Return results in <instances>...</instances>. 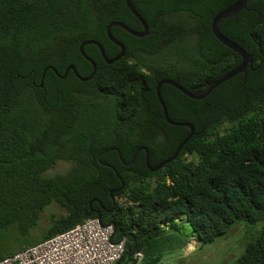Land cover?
Listing matches in <instances>:
<instances>
[{
	"label": "trees",
	"instance_id": "1",
	"mask_svg": "<svg viewBox=\"0 0 264 264\" xmlns=\"http://www.w3.org/2000/svg\"><path fill=\"white\" fill-rule=\"evenodd\" d=\"M236 1L132 0L149 35L113 27L126 55L108 65L96 45L86 46L97 72L82 82L72 70L59 75L70 66L82 78L93 73L84 42L100 43L111 60L121 49L108 25L144 30L126 0H0V244L14 230L19 246L0 247V261L98 219L114 226L113 243L125 241L118 264H134L136 252L143 264H159L161 240L181 225L207 245L241 221L262 229L232 264H264V0H247L219 26L253 57V68L204 100L164 85L171 119L193 125L195 135L157 172L146 151L137 154L147 148L155 168L190 134L165 121L156 92L162 74L196 93L241 64L212 31ZM158 119L159 127L150 124ZM59 163L71 168L49 176ZM52 205L64 214L30 239Z\"/></svg>",
	"mask_w": 264,
	"mask_h": 264
},
{
	"label": "rangeland",
	"instance_id": "2",
	"mask_svg": "<svg viewBox=\"0 0 264 264\" xmlns=\"http://www.w3.org/2000/svg\"><path fill=\"white\" fill-rule=\"evenodd\" d=\"M71 168L69 163H59L48 172L49 176L64 175ZM58 205L50 206L44 213L39 227L33 230L30 239H35L44 233L50 221L64 214ZM262 225L251 226L245 221L239 222L232 232L225 238L218 239L213 244L204 245L195 238H191L192 228L189 224L181 225V231L167 232L160 242L163 258L159 264H232L244 252L250 240L256 238ZM15 231L8 233V240L0 244L2 248L17 250L18 242L12 237ZM23 242L26 240L23 238Z\"/></svg>",
	"mask_w": 264,
	"mask_h": 264
},
{
	"label": "built area",
	"instance_id": "3",
	"mask_svg": "<svg viewBox=\"0 0 264 264\" xmlns=\"http://www.w3.org/2000/svg\"><path fill=\"white\" fill-rule=\"evenodd\" d=\"M113 225L98 219L58 234L0 261V264H118L125 252V241L113 243ZM145 255L136 252L134 264H143Z\"/></svg>",
	"mask_w": 264,
	"mask_h": 264
},
{
	"label": "water",
	"instance_id": "4",
	"mask_svg": "<svg viewBox=\"0 0 264 264\" xmlns=\"http://www.w3.org/2000/svg\"><path fill=\"white\" fill-rule=\"evenodd\" d=\"M247 0H237L233 5H231L230 7L226 8L225 10L221 11L213 20V23H212V31H213V34L214 36L218 39V41L220 43H222L225 47H227L228 49L232 50L234 53H236L237 55H239L242 59L241 61V64L236 67L235 69L231 70L229 73H227L225 76H223L221 79H219L218 81L214 82V83H211L209 85H207L205 87L204 90L202 91H199V92H196V93H192V92H189L187 91L184 87H182L181 85H179L178 83L174 82L173 80H163L161 81L158 86H157V89H156V92H157V97L159 99V102L163 108V111H164V116L168 122V124L172 125V126H176V127H186V128H189L190 129V134L188 135V137L184 140V142L179 146V148L177 149L175 155L166 160L165 162H163L162 164H160L159 166L155 167V168H152L151 165H150V162H149V151L147 148L143 147V148H140L138 151H137V154L141 151H146L147 153V165H148V168L153 171V172H157L158 170L162 169L164 166L174 162L175 160H177V158L179 157L181 151L183 150V148L185 147V145L188 144V142L194 137L195 135V127L191 124H188V123H179V122H174L170 116H169V112H168V109H167V106L164 102V99L162 97V87L164 85H169L177 90H179L180 92H182L185 96L193 99V100H204L206 99L208 96H210L217 88H219L221 85L227 83L228 81L232 80L233 78L237 77L238 75L240 74H245L247 73L248 71V68L251 67L253 68V64H254V59L253 57L248 54L240 45H238L237 43H235L234 41L230 40L228 37H226L225 35H223L219 29V26L221 24L222 21H225V20H229L237 15H239L240 13H242L246 8H247ZM126 4H127V7L129 8V10L131 11V13L139 20V22L142 24L143 26V31L142 32H136L132 29H130L128 26H126L125 24L123 23H120V22H113L111 23L110 25H108L107 27V35L110 39L111 42H113L115 45H117L120 49H121V52L120 54L115 57L114 59H109L105 53V50L103 48V46L96 42V41H88V42H84L81 47H80V51L82 53V55L93 65L94 67V71L93 73L88 77V78H82L78 75L77 73V70L75 68V66H70L65 75L64 76H60L59 77L61 79H65L68 75V73L72 70L75 72V74L77 75V77L82 81V82H89L90 80H92L95 75H96V72H97V65L96 63L91 59L89 58L86 54H85V47L88 46V45H96L100 51H101V54H102V57L104 59V61L108 64V65H113L114 63L118 62L119 60H121L125 55H126V47L119 41H117L112 33H111V30L113 27H118V28H121L123 30H125L126 32H128L130 35L134 36V37H137V38H144L146 36L149 35V26L147 24V22L145 21V19L143 18V16L136 10V8L134 7L133 3H132V0H126ZM49 68H47L44 72V75H43V79H42V84H41V87L43 88L44 84H43V81H44V77L46 75V72L48 71ZM54 70V72L56 74L57 71L52 68ZM115 150V151H118L117 149H112V151ZM136 154V155H137ZM136 155L133 159V161L130 163V164H125L126 166H130L131 164L134 163L135 161V158H136ZM124 184L122 186V189L124 188Z\"/></svg>",
	"mask_w": 264,
	"mask_h": 264
},
{
	"label": "flooded vegetation",
	"instance_id": "5",
	"mask_svg": "<svg viewBox=\"0 0 264 264\" xmlns=\"http://www.w3.org/2000/svg\"><path fill=\"white\" fill-rule=\"evenodd\" d=\"M162 76H163V78L161 77V75L159 76V78H162L161 81H163V80H171V78L168 77V76H169V73H164V74H162ZM161 81H160V82H161ZM169 116H170V115H169ZM164 118H165V116H164ZM170 118H171V116H170ZM165 121L167 122L166 118H165ZM167 123H168V122H167ZM150 124H154V126L159 127V125H160V120L158 119L156 122H154V123H150Z\"/></svg>",
	"mask_w": 264,
	"mask_h": 264
}]
</instances>
